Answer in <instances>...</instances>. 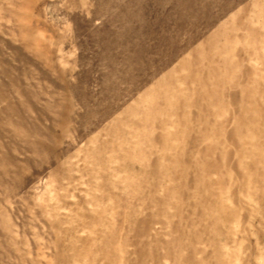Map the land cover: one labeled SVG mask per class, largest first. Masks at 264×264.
Returning a JSON list of instances; mask_svg holds the SVG:
<instances>
[{
	"label": "rangeland",
	"instance_id": "374dc122",
	"mask_svg": "<svg viewBox=\"0 0 264 264\" xmlns=\"http://www.w3.org/2000/svg\"><path fill=\"white\" fill-rule=\"evenodd\" d=\"M0 264H264V0H0Z\"/></svg>",
	"mask_w": 264,
	"mask_h": 264
}]
</instances>
